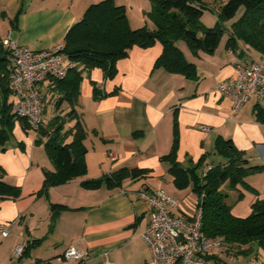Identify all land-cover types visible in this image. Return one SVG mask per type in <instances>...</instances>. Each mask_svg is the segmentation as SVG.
<instances>
[{
  "label": "crops",
  "instance_id": "obj_1",
  "mask_svg": "<svg viewBox=\"0 0 264 264\" xmlns=\"http://www.w3.org/2000/svg\"><path fill=\"white\" fill-rule=\"evenodd\" d=\"M98 1L0 0V45L9 36L23 48L53 47ZM114 1L125 7L131 28L145 23L151 9L147 0ZM227 38L228 34L222 35L212 54H194L185 41H177L185 58L195 65L193 79L154 68L162 51L158 42L134 46L116 62L111 78L100 68L82 71L74 108L86 133L87 172L45 192H41L45 172L54 170L45 138L37 143L36 131L15 123L13 135L0 148V178L20 189L15 198L0 197V223L10 225L8 235H0V258L6 257L5 264H149L151 250L142 234L150 208L136 193L142 188L161 189L177 200L176 212L186 217L197 207L198 196L190 186L176 188L169 162L161 159L171 152L175 139L174 157L182 167L194 165L205 154L206 164L224 163L225 158L213 152L219 136L230 139L250 165L264 164V122L256 118V107L264 109V101L251 97L234 113L232 99L214 91L218 81L234 77L238 59L254 62L261 54L241 41L234 50L227 48ZM54 86L51 79L43 81L41 96H58ZM71 139L68 136L66 142ZM109 151L117 160L107 159ZM121 169L143 172L127 175L117 185H81L83 180L111 177ZM234 190H228V195ZM52 203L64 206L54 220ZM18 244L27 249L24 255L13 253ZM70 246L86 250L89 258L83 262L65 259L63 253ZM223 252L227 257L234 254L227 247L211 254L221 260ZM255 259L254 264H262L264 251L258 249Z\"/></svg>",
  "mask_w": 264,
  "mask_h": 264
},
{
  "label": "trees",
  "instance_id": "obj_2",
  "mask_svg": "<svg viewBox=\"0 0 264 264\" xmlns=\"http://www.w3.org/2000/svg\"><path fill=\"white\" fill-rule=\"evenodd\" d=\"M151 9L146 14L153 27L131 28L123 5L114 0H100L90 4L82 18L76 22L63 38V52L75 66L67 71L62 79L50 78L58 94L56 110L63 104L69 107L65 115L56 114L36 130L37 143L43 142L46 153L54 166L46 171L41 192L51 186L69 182L82 177L87 172L85 163L86 148L83 144L85 130L76 113L75 104L79 96L81 73L84 70L100 68L106 78L116 73V62L128 56L134 47H149L160 43L162 51L154 62V68H162L168 73L180 74L186 78H196L195 65L189 62L177 46L183 40L191 52L202 51L212 54L225 31L228 33L226 47L234 50L237 41H241L260 54L264 51V0H226L218 9L216 23L212 27L202 24L200 18L207 9L206 0H149ZM241 14L228 29L223 24ZM19 13V12H18ZM17 13V15H18ZM17 15L12 22H15ZM10 52L0 45V148L13 135V127L20 122L24 128H30L27 121L18 118L12 112L14 94L9 84L6 63ZM94 88V97L97 96ZM44 113V109H43ZM257 120L264 122V109L256 107ZM74 120L67 130L64 125ZM35 131V130H34ZM68 136L72 139L66 142ZM174 140L169 154L161 157L169 162V172L178 189L191 187L198 196L197 206L201 208V230L208 237H220L227 248L237 247L234 255L264 251V196L259 197L256 190L245 182V177L261 173L263 165H250L244 153L237 149L230 139L217 137L214 142V154L225 158L224 163L210 165L203 174L208 155H203L197 163L182 167L174 157ZM142 170H119L111 177L86 179L81 181L85 188H97L102 182L119 184L127 175H136ZM242 184L255 194L250 204V214L240 217L232 212V203L227 202L228 190ZM227 186V191L223 187ZM20 189L0 178V197L15 198ZM202 195V197H201ZM243 196L239 192L237 200ZM63 205L51 204V219L54 220ZM247 246L246 248H241ZM256 250H255V249ZM27 252L24 247L23 255ZM205 264H221L213 254L205 256ZM48 264V263H47ZM264 264V262H262Z\"/></svg>",
  "mask_w": 264,
  "mask_h": 264
},
{
  "label": "built area",
  "instance_id": "obj_3",
  "mask_svg": "<svg viewBox=\"0 0 264 264\" xmlns=\"http://www.w3.org/2000/svg\"><path fill=\"white\" fill-rule=\"evenodd\" d=\"M2 44L10 52L6 72L14 94L12 112L25 119L29 127L36 131L44 123L41 83L50 78H64L75 63L63 52V41L44 50L20 47L9 36L3 39ZM234 68V77L218 81L214 91L220 96L230 97L232 110L236 113L251 97L264 101V51L258 61L238 59ZM200 128L209 129L208 126ZM107 159L115 161L117 155L109 151ZM209 168L210 165L206 164L202 173ZM136 195L150 208L149 222L142 234V239L151 250L149 264H205V256L221 247L220 237H208L201 230L200 207L197 206L194 213L186 217L176 212L177 200L161 189L149 191L142 188ZM9 226V223H0V235L7 236ZM23 250L24 246L18 244L14 253L21 255ZM63 257L83 262L89 258V253L70 246Z\"/></svg>",
  "mask_w": 264,
  "mask_h": 264
},
{
  "label": "rangeland",
  "instance_id": "obj_4",
  "mask_svg": "<svg viewBox=\"0 0 264 264\" xmlns=\"http://www.w3.org/2000/svg\"><path fill=\"white\" fill-rule=\"evenodd\" d=\"M147 1L150 3L149 0ZM225 1L226 0H206L205 5L207 6V9L204 10L200 18V21L202 22L203 25L207 27H212L215 25L216 14L218 12L219 6ZM241 12H242V8L238 10L237 14L233 19L224 21L223 26L226 29H228L230 27V24L237 19V17L241 14ZM145 16H146L145 23L142 26L151 28V26H153V22L147 14H145ZM227 33H228L227 31L224 32L225 36ZM57 97L58 96L56 95H52L50 98L41 96L43 109H44L43 117L45 122H47L49 118L52 117L51 115H56V114L65 115L69 111L68 106L66 104H63L59 109L56 110L55 101ZM73 122L74 120H72V122L71 121L66 122L64 125V129L65 130L69 129L73 125ZM244 180L250 187L256 190L259 197L264 196V170L261 173L248 175L245 177ZM223 190L227 191V186H224ZM239 192H242L243 196L239 200H237V196ZM254 198H255V194L252 191L247 190L244 185L239 184L237 185L236 189L228 195L227 202L230 204L232 203V211L235 215L240 217H245L250 214L251 211L250 204L252 203ZM224 247L226 246L222 244L221 248ZM217 249H215L214 251H217ZM228 249L235 252L237 250V247L236 248L230 247ZM222 255L223 256L221 257V264H239V263L254 264L256 261L255 251L247 254H238V255L230 254L228 257L226 256L225 252H223ZM15 258L17 257L15 256ZM6 262H7L6 257L0 258V264H5Z\"/></svg>",
  "mask_w": 264,
  "mask_h": 264
}]
</instances>
